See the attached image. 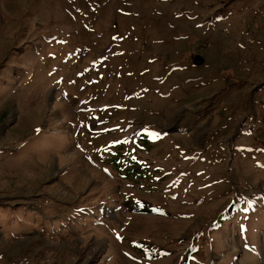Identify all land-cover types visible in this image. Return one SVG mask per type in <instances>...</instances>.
Listing matches in <instances>:
<instances>
[{
	"label": "rangeland",
	"instance_id": "obj_1",
	"mask_svg": "<svg viewBox=\"0 0 264 264\" xmlns=\"http://www.w3.org/2000/svg\"><path fill=\"white\" fill-rule=\"evenodd\" d=\"M0 264H264V0H0Z\"/></svg>",
	"mask_w": 264,
	"mask_h": 264
},
{
	"label": "water",
	"instance_id": "obj_2",
	"mask_svg": "<svg viewBox=\"0 0 264 264\" xmlns=\"http://www.w3.org/2000/svg\"><path fill=\"white\" fill-rule=\"evenodd\" d=\"M195 61L197 64H201L203 62L202 58L200 57H197Z\"/></svg>",
	"mask_w": 264,
	"mask_h": 264
}]
</instances>
